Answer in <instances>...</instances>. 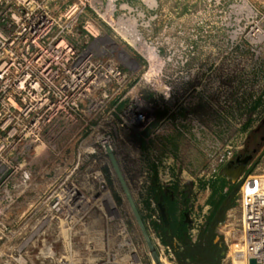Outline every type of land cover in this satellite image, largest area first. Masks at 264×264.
Masks as SVG:
<instances>
[{"label":"rangeland","instance_id":"374dc122","mask_svg":"<svg viewBox=\"0 0 264 264\" xmlns=\"http://www.w3.org/2000/svg\"><path fill=\"white\" fill-rule=\"evenodd\" d=\"M67 3L62 0L54 4V11L62 13ZM114 3L113 23L105 14V6L102 9L105 19L92 15L86 6L74 29L85 42L88 37L83 21L89 16L94 20L98 39L90 38L85 46H90L103 64L114 63L121 68L125 75L123 107L135 97L145 100L146 95L168 98L176 104L182 101L185 106L181 108L185 110L207 107V113L199 109L201 115L193 113L187 121H173L171 117L151 127L148 133L153 136L147 139H153L154 144L149 150L143 149L137 140L139 146L132 145L123 127L111 126L115 143L121 145L119 153L125 154L119 165L141 214H147L143 197L147 188L145 177L151 172V177L156 175L164 187L177 186L185 193L182 198L188 197L183 207L191 204L187 220L189 233L196 241L209 211L206 200L211 191L209 187L202 189L200 183L213 179V169L208 164L211 155L215 151L221 153L226 145L235 148L244 142L246 145L249 130L259 124L254 121L245 128L250 119L246 108L264 98V0H114ZM132 31L140 36V42H132L135 36ZM141 42L152 48L156 60L145 53ZM116 95L113 90L108 92L109 107H113L111 103ZM107 111L104 108L103 118H108ZM107 121L104 120V126L108 125ZM83 125V121L58 124L56 130H48L44 142L30 150H23L22 146L10 149V140L0 137V147H4L0 149V196L10 195L0 202L9 205L8 209H28L36 221L50 211L53 196L55 202L73 185L81 195L75 201L77 205L60 204L57 210L54 207V241L59 242L58 248H63L62 242L68 239L78 244L80 255L89 243L114 246L119 240L120 226L125 225L145 256L147 244L114 169L103 164L102 156L80 148L89 135ZM166 136H175L176 150L172 145H163L161 139ZM226 166L217 172L220 174ZM251 166V173H264V142L245 171ZM23 171L30 173L27 185L20 183ZM99 171L104 176L105 188H101L96 178ZM240 185L238 181L232 191L235 197ZM106 191L115 208L105 198ZM73 207L78 213L71 212ZM151 207L154 211L145 223L155 241L159 236L150 222L160 220V215L156 204ZM236 211L239 217V210ZM219 227L217 239L211 240L210 234L199 238L193 252L195 262L189 264L215 261L216 241L222 245L223 252L218 264H225L229 247L219 234Z\"/></svg>","mask_w":264,"mask_h":264},{"label":"built area","instance_id":"2783aa9c","mask_svg":"<svg viewBox=\"0 0 264 264\" xmlns=\"http://www.w3.org/2000/svg\"><path fill=\"white\" fill-rule=\"evenodd\" d=\"M61 1L0 0V137L10 140V149L22 146L23 150H30L44 142L48 130H56V125L83 121L89 135L80 148L102 156L103 164L113 168L105 143L118 162L125 154L121 152L120 155L121 145L115 143L111 126L123 127L130 143L139 146L135 143L137 135H143L148 126L166 122L185 104L153 96L145 100L135 97L123 107L126 100L121 94L125 75L121 68L114 63L103 64L90 46H85L90 38L98 39L94 20L89 16L83 21L88 37L85 42L74 29L86 6L99 18L105 19L103 14L106 12L113 23L114 0H94V3L91 0H67L65 10L57 14L54 4ZM104 6L105 12L102 11ZM112 90L117 95L111 103L113 107H109L108 92ZM104 108H108V118L102 116ZM248 109H244L246 113ZM249 117L257 123L264 118V98L259 99ZM105 119L108 120L106 126L103 125ZM150 136L153 134H148L147 138ZM245 146L244 142L238 148L226 145L221 153L215 151L208 163L213 169L212 178L219 174L218 169L239 157H236V149L242 151ZM3 148L2 145L0 149ZM245 170L239 178L238 203L227 211L218 230L229 247L225 264H251V260H255V264H264V173H246ZM150 173L145 177L146 186L150 184ZM96 178L101 188H105L101 171L97 172ZM29 179L30 173L23 171L20 183L27 185ZM7 195L0 196V201H6L10 197ZM63 195L55 202L53 196L50 211L36 221L32 219L33 212L24 214L20 227L27 224L29 230L20 235L4 222L9 205L0 202V241L4 246L0 249V264H155L149 250L145 256L140 253L125 225L120 226L119 240L114 246L89 243L84 246L83 255L71 239L62 242L64 247L61 249L58 241L48 242L46 239L54 235V207L57 210L60 204L77 205L75 201L81 197L73 185ZM105 196L115 208L108 191ZM236 210H239V217ZM71 212L75 214L78 210L73 207ZM9 244L13 247L9 248ZM154 244L166 264H179L170 245L162 243L159 237Z\"/></svg>","mask_w":264,"mask_h":264},{"label":"trees","instance_id":"16d2710c","mask_svg":"<svg viewBox=\"0 0 264 264\" xmlns=\"http://www.w3.org/2000/svg\"><path fill=\"white\" fill-rule=\"evenodd\" d=\"M150 98V95H146ZM259 100L254 101L250 108L248 109L251 113L258 106ZM199 112V107H194L191 110H177V113L172 115L173 121H178L180 119L189 120L191 115ZM206 112V111H204ZM252 120L246 123L245 128L249 127ZM179 124V123H178ZM152 126H148L142 132L143 135H137L136 139L143 149H151L152 144H154L153 139H146L148 132ZM180 133H177L179 135ZM173 137V138H172ZM175 136L161 139L164 146L168 147L172 145L173 149L178 148L177 143L174 141ZM152 140V141H151ZM264 142V118L259 122L258 126L249 130L248 138L246 140L245 149L238 152L236 157H244L247 154H255L259 146ZM223 171V170H222ZM253 172L252 166L247 169L246 173ZM236 183H232L231 180L227 179L223 172H220L215 178L210 181H203L200 183V187L205 189L209 187L211 193L209 198L206 200V205H209V211L204 216L205 222L200 226L199 238L203 235H211V240L217 239L216 228L224 221L226 211L235 206L238 203L239 194L235 197L232 193ZM171 191V192H170ZM185 193L181 192L177 186L164 187L156 175L150 178V184L146 188L145 196L143 197L144 207L147 209V214L142 215L144 221L147 217L151 216V212L154 208L151 207L152 203L157 205L158 212L160 211L159 204L164 208V212L167 218V223L163 221L160 214V220H151L150 224L154 232L160 237L164 244L170 245L175 254L177 261L180 264H189L195 262L194 249L198 240L193 241L191 234L189 233L188 223L185 221L183 214V206L187 202L183 201ZM218 246L216 260L210 263L203 264H218L220 258L222 257V245L216 241L213 243Z\"/></svg>","mask_w":264,"mask_h":264},{"label":"water","instance_id":"95a60500","mask_svg":"<svg viewBox=\"0 0 264 264\" xmlns=\"http://www.w3.org/2000/svg\"><path fill=\"white\" fill-rule=\"evenodd\" d=\"M105 146L108 151V156L110 158V162L112 164V167L118 177V180L120 182L121 188L125 194V197L128 201V204L131 208V211L137 221L138 227L142 233V236L147 244L148 250L151 254V257L155 264H163L160 256L158 254L157 248L154 244L153 238L149 232V229L142 217V214L140 212V209L138 208V205L134 199V196L132 195L131 189L124 177V174L121 170V167L119 165V162L114 155L113 151H111L105 143ZM253 158V154H247L244 157H237L235 160L227 164V166L224 168L223 173L226 175L227 179L231 180L232 183H237L239 181V178L241 174L244 172L247 163ZM161 216L163 218V221L167 223V218L164 212V208L161 204H159ZM218 238V237H217ZM251 264H255V260H251Z\"/></svg>","mask_w":264,"mask_h":264},{"label":"crops","instance_id":"0c3cea01","mask_svg":"<svg viewBox=\"0 0 264 264\" xmlns=\"http://www.w3.org/2000/svg\"><path fill=\"white\" fill-rule=\"evenodd\" d=\"M27 213H28V209H25V208H22L21 209V207L19 209H16V210H14V208L13 209H9L8 212H7V214H6V216H5V218H4V222L7 224V226L13 232L15 231L16 234H18V235L25 234V233L28 232L29 227L27 226V224L25 226H23V227H20V225L22 223V220L21 219L24 217V214H27ZM18 237H20V236H18ZM18 237H16L15 239H18ZM46 240L48 242L54 241V235L49 236ZM12 245L13 244H9L8 247L9 248H12L13 247ZM3 247L4 246L1 245V241H0V249H2ZM222 256H223V252H222Z\"/></svg>","mask_w":264,"mask_h":264},{"label":"bare ground","instance_id":"6f19581e","mask_svg":"<svg viewBox=\"0 0 264 264\" xmlns=\"http://www.w3.org/2000/svg\"><path fill=\"white\" fill-rule=\"evenodd\" d=\"M110 20H111V19H110ZM132 20H133V19H132ZM134 20H135V19H134ZM134 20H133V21H134ZM133 21H132V22H133ZM129 22H130V21H129ZM133 23H134V22H133ZM135 23H136V22H135ZM135 23H134V24H135ZM131 24H132V23H131ZM132 25H133V24H132ZM131 27H132V26H131ZM132 28H133V27H132ZM132 32H133V31H132ZM128 33H129V32H128ZM133 33H134L135 36H134V38L132 39V42H133V43H136L137 41L140 42V39H141L140 36H138L137 33H136L135 31H134ZM130 40H131V39H130ZM141 44L144 46V51H145V53H146L148 56H150L153 60H156V55H153L152 48L146 46L144 42H141ZM36 149H37V148H36ZM107 196L109 197V194H108ZM108 197H105V198L108 200ZM109 198H110V197H109ZM111 207H112V205H111ZM161 261H162L163 264H166V260H164V258H161Z\"/></svg>","mask_w":264,"mask_h":264},{"label":"flooded vegetation","instance_id":"af4514ba","mask_svg":"<svg viewBox=\"0 0 264 264\" xmlns=\"http://www.w3.org/2000/svg\"><path fill=\"white\" fill-rule=\"evenodd\" d=\"M197 107H199V109H204V110H202L203 112L204 111H207V107H205V108H203V106H202V108H201V106H197ZM180 110H185L184 108H179ZM187 110V109H186ZM202 112H197L196 114H201ZM187 199H188V197L187 198H185V199H183V201L184 202H186L187 201ZM188 211H191V204H188L187 205V207H183V214H184V217H185V221L188 223V220H187V218H188Z\"/></svg>","mask_w":264,"mask_h":264}]
</instances>
